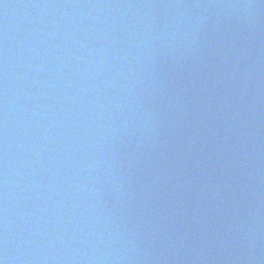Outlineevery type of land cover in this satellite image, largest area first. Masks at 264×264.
I'll list each match as a JSON object with an SVG mask.
<instances>
[{
    "label": "water",
    "instance_id": "95a60500",
    "mask_svg": "<svg viewBox=\"0 0 264 264\" xmlns=\"http://www.w3.org/2000/svg\"><path fill=\"white\" fill-rule=\"evenodd\" d=\"M215 264H264V0H258L235 111Z\"/></svg>",
    "mask_w": 264,
    "mask_h": 264
},
{
    "label": "snow or ice",
    "instance_id": "6c2138e0",
    "mask_svg": "<svg viewBox=\"0 0 264 264\" xmlns=\"http://www.w3.org/2000/svg\"><path fill=\"white\" fill-rule=\"evenodd\" d=\"M0 264H2V262H0Z\"/></svg>",
    "mask_w": 264,
    "mask_h": 264
}]
</instances>
